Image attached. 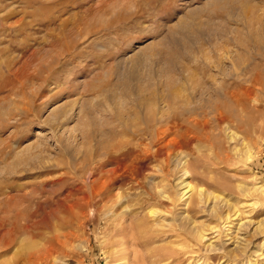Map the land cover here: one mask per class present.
<instances>
[{
    "label": "rangeland",
    "instance_id": "obj_1",
    "mask_svg": "<svg viewBox=\"0 0 264 264\" xmlns=\"http://www.w3.org/2000/svg\"><path fill=\"white\" fill-rule=\"evenodd\" d=\"M258 75L264 0H0V264H264Z\"/></svg>",
    "mask_w": 264,
    "mask_h": 264
},
{
    "label": "bare ground",
    "instance_id": "obj_2",
    "mask_svg": "<svg viewBox=\"0 0 264 264\" xmlns=\"http://www.w3.org/2000/svg\"><path fill=\"white\" fill-rule=\"evenodd\" d=\"M257 69V68H256ZM259 69V68H258ZM253 77H251V79H252ZM251 82H253V85H255V90L256 91H264V88H263V85H264V82H263V80H262V78H261V76L260 75H258V76H256L255 78H253V80H251ZM254 89V88H253ZM229 92H230V90H229ZM142 101V100H141ZM144 106V105H143ZM147 108H149V107H147ZM150 111H151V109H150ZM154 132V131H153ZM233 138V137H232ZM131 150V149H130ZM111 154V153H110ZM115 156V155H114ZM124 161V160H123ZM122 164V163H121ZM99 166V165H98ZM131 171V170H130ZM95 173V172H94ZM114 173H115V177H118V171L117 170H115L114 171ZM126 173V172H125ZM187 173V172H186ZM132 174V173H131ZM120 175V174H119ZM113 180V179H112ZM105 181V180H104ZM108 183H110V184H108ZM105 184H108V186H109V190L107 191V190H104L103 191V194H100V195H104L105 193H108L109 194V191H110V187H111V181H107V182H105ZM105 184L100 188V192H101V190L105 187ZM183 186H184V184H183ZM63 188V187H62ZM61 188V189H62ZM54 189V188H53ZM57 189V188H56ZM184 191L182 192V198H184L187 194H189L188 195V197L187 198H191V194H193L194 192H193V190H194V187H193V185L191 184V183H189V182H187V183H185V186H184V189H183ZM53 191V190H52ZM196 192V191H195ZM58 193V192H57ZM95 194V193H94ZM97 194H98V192H97ZM71 195V194H70ZM70 195H68L67 197H69ZM72 195H73V193H72ZM107 195V194H106ZM200 195H203V193H201L200 192ZM74 196V195H73ZM105 196V195H104ZM193 196V195H192ZM186 198V197H185ZM205 198V197H204ZM219 198V197H218ZM62 199H60V198H57V200L55 201V203H54V206H56V207H52V209L50 210V211H48L47 212V215H49V216H54L55 218H58V213H59V211L61 210H59V206L57 207V205L59 204H61L60 206L62 207V209H63V211H64V215H66L67 217L68 216H71L72 214H73V212H74V207H73V205L71 206V205H69V204H66L67 202H66V200H64V201H61ZM100 201V200H99ZM199 202H200V200H199ZM56 204V205H55ZM214 209V208H213ZM59 210V211H58ZM214 210H216V209H214ZM152 213H156L155 212V210L154 211H152ZM222 213H220L219 212V215H221ZM235 214V213H234ZM34 217V216H33ZM36 218V217H35ZM226 218L227 219H230V216H229V213H227L226 214ZM37 219V218H36ZM25 221V220H24ZM41 222V221H40ZM44 222V224L46 225V226H49L48 224H49V221L47 220L46 221V223H45V220L43 221ZM23 223H25V222H23ZM67 223V222H66ZM241 226H242V223H241ZM22 228H24V227H22ZM261 228V225L258 227V229H260ZM6 229V228H5ZM17 229V228H16ZM26 229V228H25ZM24 230V229H23ZM257 230V229H256ZM6 232V231H5ZM71 232V231H70ZM262 232H264V229L262 230ZM2 234H4V233H2ZM5 235V234H4ZM3 236V235H2ZM198 236H199V238H201V239H203V238H205V234H203V232L201 231H199V233H198ZM197 236V237H198ZM8 238V237H7ZM9 241V240H8ZM7 243V242H6ZM11 243H13V242H11ZM50 252H55V249H53V250H51Z\"/></svg>",
    "mask_w": 264,
    "mask_h": 264
}]
</instances>
